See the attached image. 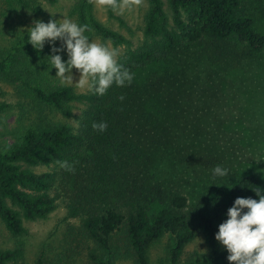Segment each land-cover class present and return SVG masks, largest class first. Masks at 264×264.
<instances>
[{"label": "trees", "instance_id": "16d2710c", "mask_svg": "<svg viewBox=\"0 0 264 264\" xmlns=\"http://www.w3.org/2000/svg\"><path fill=\"white\" fill-rule=\"evenodd\" d=\"M13 1L41 15L42 3L57 0ZM145 1L142 35L134 46L95 16L91 0L71 4L69 15L88 26L86 36L126 45L116 59L134 74L133 80L123 87L113 85L103 96L89 88L77 92L68 84L45 85L20 77L52 66L47 43L38 51L28 40L18 39L0 53V76L20 81L39 104L64 117L72 114V103L82 106L76 127L39 120L0 147V222L19 239L26 233L24 221L46 217L63 196L65 218L76 220L69 228L71 237L88 242L94 264H113L122 248L135 264H148L150 245L165 233L172 239L170 264H176L197 234V219L210 253L191 264H229L214 234L237 197L259 199L254 193L257 176L208 186L209 191L190 201L177 183V170L199 156L192 144L195 133L191 141L185 129L186 107L198 82L218 84L225 71L255 60L264 50V33L254 24V0ZM60 55L67 60L66 54ZM6 107L0 100V113ZM100 122L108 125L103 132L92 127ZM197 124L193 122L195 128ZM61 162L70 167H61ZM40 166L47 169L34 170ZM23 257L21 241L0 247V264H24ZM43 257L35 264H47Z\"/></svg>", "mask_w": 264, "mask_h": 264}, {"label": "rangeland", "instance_id": "374dc122", "mask_svg": "<svg viewBox=\"0 0 264 264\" xmlns=\"http://www.w3.org/2000/svg\"><path fill=\"white\" fill-rule=\"evenodd\" d=\"M91 1L93 12L101 22L125 35L131 45L137 44L147 8L145 0H120L114 5L112 0ZM72 2L57 0L53 4L42 3L44 13L35 15L16 6L13 0H0V53L6 52L18 39L28 40V29L36 21L61 23L65 18L73 20L69 15ZM251 9L255 28L264 33V0H254ZM89 39L114 49L117 56L126 46H115L97 37ZM55 46L61 47L62 42L57 41ZM55 73V68L51 66L27 74L20 73L19 76L45 85L68 84L77 92H85L89 88L88 85H79V73L75 69L72 70L73 82H62ZM223 76L222 82L215 85L204 79L199 81L195 89L197 93L192 94L186 107L185 129L191 141L195 133L192 144L199 151V156L191 162L181 163V168L177 167V183L190 201L209 191L208 186L224 185L231 178L248 174L257 176L254 193L256 189L264 193V50L255 60L243 61L241 66L225 71ZM201 87L205 89L201 90ZM207 87L211 90L206 91ZM0 100L7 104L0 113V147L12 143L26 125L39 120L64 121L76 127L82 107L78 102L72 103V114L64 117L39 104L32 92L23 90L20 81H5L1 76ZM194 121L198 123L196 128ZM217 165L227 168L228 175L214 177L212 169ZM46 169L44 166L34 168L35 171ZM62 197L56 200V208L46 217L24 221L26 233L19 239L11 237L0 222V247L21 241L24 245V264H35L40 254L48 261L47 264H94L86 249L88 242L83 240V243L81 239L78 242V236L75 243L71 237L69 228L71 224H76V220L65 218ZM194 225L197 234L185 245L176 264H191L210 253L197 219ZM171 246L172 239L165 233L150 245L148 264H170ZM120 252L121 256L116 257L113 264H135L134 257L127 250L125 253L122 248Z\"/></svg>", "mask_w": 264, "mask_h": 264}, {"label": "clouds", "instance_id": "9594fccd", "mask_svg": "<svg viewBox=\"0 0 264 264\" xmlns=\"http://www.w3.org/2000/svg\"><path fill=\"white\" fill-rule=\"evenodd\" d=\"M87 25H81L65 18L63 22L49 20L34 22L28 29V43L40 51L47 43L53 55L52 68L62 82H73L72 70L79 73V85H88L94 95L103 96L113 86L123 87L133 80V73L117 62V52L102 43L92 42L85 32ZM61 41L62 46L56 47ZM67 56L62 60L60 53ZM67 73V75H66ZM123 100V97H120ZM106 122L93 123L98 132L107 129ZM61 167H70L61 162ZM214 177H225L228 169L219 165L212 169ZM259 199L237 197L225 213L214 234V239L228 253L229 264H264V194L255 190Z\"/></svg>", "mask_w": 264, "mask_h": 264}]
</instances>
